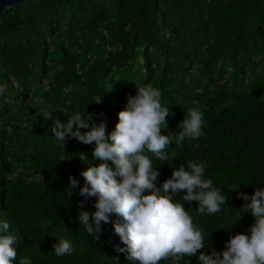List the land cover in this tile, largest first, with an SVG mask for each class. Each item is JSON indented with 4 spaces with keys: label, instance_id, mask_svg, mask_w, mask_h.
Listing matches in <instances>:
<instances>
[{
    "label": "trees",
    "instance_id": "16d2710c",
    "mask_svg": "<svg viewBox=\"0 0 264 264\" xmlns=\"http://www.w3.org/2000/svg\"><path fill=\"white\" fill-rule=\"evenodd\" d=\"M136 84L160 90L170 110L162 134L178 135L184 109L203 113L200 136L171 144L169 161L155 165L157 183L185 161L204 162L224 206L211 215L197 212L195 200L182 206L217 251L229 235L247 234L253 217H237V193L264 186V0H23L0 16V219L18 258L130 264L110 222L94 239L76 219L95 197L69 191L67 177L83 183L81 169L99 162L92 145L56 141L43 114L58 107L53 115L63 121L84 105L107 132ZM60 238L73 244L70 254H54Z\"/></svg>",
    "mask_w": 264,
    "mask_h": 264
},
{
    "label": "clouds",
    "instance_id": "9594fccd",
    "mask_svg": "<svg viewBox=\"0 0 264 264\" xmlns=\"http://www.w3.org/2000/svg\"><path fill=\"white\" fill-rule=\"evenodd\" d=\"M95 101L99 102V96ZM57 108L43 114L44 119H51L50 131L55 140L64 145L74 138L90 144L92 157L99 161H85L87 166L80 171L83 183L71 174L67 177L69 191L76 189L85 199L95 197L94 209L81 207L76 216L88 235L98 239L102 222H110L122 242L115 246L116 251L124 253L130 264H160L162 260L180 264L182 257L190 256H195L198 264H264V186H253L251 194L237 193L243 202L236 210L237 217L247 212L253 222L247 234L229 235L225 247L217 251L206 239L208 233L197 226L181 203L195 200V210L201 214L221 211L226 194L205 175L206 164L185 161L172 167L170 176L157 183L160 173L155 165L169 161L166 149L200 136L201 111L184 109L178 135L162 134L170 110L161 104L158 88L138 84L135 92L127 95L116 113L114 127L107 132L105 123L92 119L84 105L83 111L77 108L70 114L62 113L66 117L63 121L53 115ZM80 159L85 157L81 155ZM113 214L115 218H111ZM9 228L8 221L0 219V264H13L14 260L16 264H32L28 256L18 258L16 237ZM206 245L208 250L204 251ZM52 250L56 256H63L73 251V244L65 238L55 239ZM185 264L191 261L185 260Z\"/></svg>",
    "mask_w": 264,
    "mask_h": 264
},
{
    "label": "water",
    "instance_id": "95a60500",
    "mask_svg": "<svg viewBox=\"0 0 264 264\" xmlns=\"http://www.w3.org/2000/svg\"><path fill=\"white\" fill-rule=\"evenodd\" d=\"M23 0H0V16L3 15L7 7H13L19 9Z\"/></svg>",
    "mask_w": 264,
    "mask_h": 264
}]
</instances>
